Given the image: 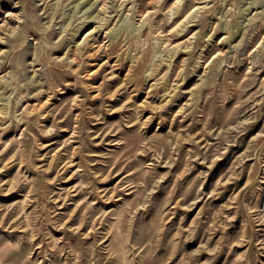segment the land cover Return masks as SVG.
<instances>
[{
	"label": "rangeland",
	"instance_id": "374dc122",
	"mask_svg": "<svg viewBox=\"0 0 264 264\" xmlns=\"http://www.w3.org/2000/svg\"><path fill=\"white\" fill-rule=\"evenodd\" d=\"M0 264H264V0H0Z\"/></svg>",
	"mask_w": 264,
	"mask_h": 264
}]
</instances>
